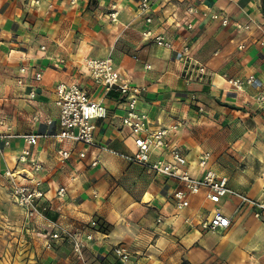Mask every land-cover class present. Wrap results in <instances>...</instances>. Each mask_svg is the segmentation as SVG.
<instances>
[{"label": "crops", "instance_id": "0c3cea01", "mask_svg": "<svg viewBox=\"0 0 264 264\" xmlns=\"http://www.w3.org/2000/svg\"><path fill=\"white\" fill-rule=\"evenodd\" d=\"M72 1L40 0L35 6L33 0H0V131L38 134L37 143L27 148L30 158L43 166L32 172L17 164L21 138L11 139L8 146L0 143L1 198L9 200L1 175L6 168L25 169L29 177L40 179L48 205L45 218L25 219L9 201L26 223L39 225L37 230L49 231L54 221L92 231L94 238L84 250L88 264H121L112 251L117 244L130 251L124 264L264 261L259 252L264 249V223L250 208L234 214L235 197L227 196L219 205L232 216L231 225L222 231L202 230L199 224L215 207L203 193L190 195L174 216L169 193L177 182L108 151L132 148L121 125L124 96L105 92L82 64L85 58L111 57L124 79L144 88L138 107L146 111L151 128L184 122L171 140L188 154L191 173L201 172L197 156L208 151V166L226 175L231 189L256 197L264 186V105L253 97L264 91V0H149L150 24L140 12L141 0ZM113 10L115 21L109 16ZM223 17L228 24H222ZM147 26L170 46L143 40L140 31ZM184 47L194 62L205 66L202 80L188 83L183 76ZM221 73L253 74L255 82L234 91L219 78ZM59 82H77L91 100L107 108L94 131L95 143L107 151L91 150L82 159L74 152L64 164L59 162L57 150L71 147L54 139L59 130L54 104ZM92 154L98 157L96 166L90 165ZM61 186L66 194L59 197L56 190ZM92 219L97 223L93 228L88 224ZM41 243L43 247L33 243L37 259L31 264H81L65 240L51 241L50 248L46 238Z\"/></svg>", "mask_w": 264, "mask_h": 264}, {"label": "built area", "instance_id": "2783aa9c", "mask_svg": "<svg viewBox=\"0 0 264 264\" xmlns=\"http://www.w3.org/2000/svg\"><path fill=\"white\" fill-rule=\"evenodd\" d=\"M33 3L37 6L40 0H33ZM139 9L145 15L144 22L150 24L151 4L149 0H141ZM187 11H192V9L188 8ZM109 16L112 21H115L116 11H111ZM212 17L216 18L217 15L213 14ZM221 22L226 25L229 20L223 17ZM188 27H190L189 24ZM248 27L249 25H245V28ZM140 35L143 40H151L158 46H170L168 39L162 34H155L149 26L144 27L140 31ZM41 49L44 47L41 46ZM186 52L187 48L184 47L183 76L188 83L202 80L203 77L207 76L205 66L194 62ZM82 64L92 80L101 84L105 92L116 91L124 96L125 106L121 116V125L122 129L125 130L126 138H130L132 141V148L129 152H118L108 150L104 146H98L94 138L96 120L106 117L107 108L102 103L91 100L88 92L77 82H59L55 86L56 98L54 100V104L58 108L59 130L54 134V139L71 144L69 148L57 150L58 160L61 164L69 160L74 152L77 158L82 159L92 152L91 150H108L131 164L166 176L179 184L169 193L170 201L175 210L174 216L179 215L186 207L190 195L203 193L205 198L215 205L210 217L199 224V227L205 231H222L231 225L232 216L222 212L219 206L227 196L235 197L238 201L234 208V214L246 207L250 208L254 218L264 220V186L256 197H249L231 189L228 185V177L208 166L211 157V153L208 151L197 156V163L202 168L201 172L199 174L191 173L187 167L190 163L188 154L184 153L180 146L171 140V135H174L184 122L177 120L168 125L151 128L146 111L138 107L139 96L144 88L124 79L111 57L85 58ZM40 77V73L35 74L36 79ZM219 78L223 80L227 88L238 92L251 87L255 82L253 74L230 76L227 73H221ZM29 94L33 96L35 94L34 89H31ZM253 97L258 104L264 105V91H257ZM15 137L21 138L24 143V146L20 148L17 164H25L26 168L32 172L41 171L43 169L42 163L30 158L31 154L27 148V146L37 143L39 135L13 134L8 130L0 131V143L5 146H8L10 140ZM98 162L97 155L92 154L90 165L96 166ZM1 175L6 180L9 200L21 210L25 219L36 216L45 218L44 212L48 205L40 179L29 177L28 171L21 168H6ZM56 193L57 196L61 197L66 194V188L64 186L58 187ZM183 220L194 227L188 217ZM88 224L93 228L97 223L96 220L92 219ZM49 227L50 230L45 234L47 248L51 247V241L65 240L71 246L76 259L81 264H88L84 250L94 238L92 231L85 232L84 226H77L73 230L68 229L54 221L49 222ZM112 251L121 264L129 260L130 251L124 245L117 244L113 246ZM254 264H264V261L259 260Z\"/></svg>", "mask_w": 264, "mask_h": 264}, {"label": "rangeland", "instance_id": "374dc122", "mask_svg": "<svg viewBox=\"0 0 264 264\" xmlns=\"http://www.w3.org/2000/svg\"><path fill=\"white\" fill-rule=\"evenodd\" d=\"M258 221L264 223V220ZM38 226L34 220L26 223L17 208L0 195V259L6 261L3 264H11L14 261H16L15 264H31L29 262L31 259H37V247L33 243L38 242L43 247L41 241L44 242L48 231L45 227L37 230ZM25 227H29L30 230H25ZM261 241L264 243V238ZM253 250V252L259 251L258 247ZM259 252L264 256V249Z\"/></svg>", "mask_w": 264, "mask_h": 264}]
</instances>
